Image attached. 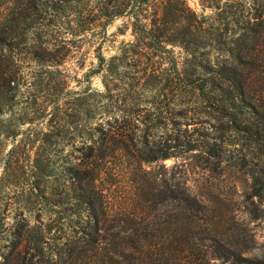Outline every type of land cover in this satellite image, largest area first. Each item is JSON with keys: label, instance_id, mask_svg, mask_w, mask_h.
<instances>
[{"label": "trees", "instance_id": "trees-1", "mask_svg": "<svg viewBox=\"0 0 264 264\" xmlns=\"http://www.w3.org/2000/svg\"><path fill=\"white\" fill-rule=\"evenodd\" d=\"M198 3V13L184 0H22L4 8L17 16L8 19L11 26L0 28V51L28 35L34 41L43 26L76 35L126 17L133 38L121 50V66L129 68L135 88L159 97L157 110L148 109L162 124L156 139L143 134L133 139L122 132L136 118L121 116L123 125L115 118L98 122L99 128H92L97 138L85 145L89 161L54 167L50 183L59 189L32 186L22 193L20 214L31 197L40 195L54 206L59 229L50 234L34 229L35 238L28 240L31 228L22 219L0 246L7 249L5 255L0 252L6 264H264V251L251 253L253 236L225 216V200L212 193L207 179L194 190L182 178V164L167 170L160 163V171L142 167L187 152L204 171L245 174L248 197L264 200V0ZM70 43L62 38L44 47ZM50 57L52 65L63 58ZM97 57L100 76L119 65H102L104 58ZM101 82L105 91L111 89ZM171 106L197 107L203 132L189 131L188 123L170 117ZM113 153L133 163L129 189L115 197L103 186L104 176L119 175L107 171ZM30 168L40 170L36 162ZM60 229L67 232L57 234Z\"/></svg>", "mask_w": 264, "mask_h": 264}, {"label": "rangeland", "instance_id": "rangeland-1", "mask_svg": "<svg viewBox=\"0 0 264 264\" xmlns=\"http://www.w3.org/2000/svg\"><path fill=\"white\" fill-rule=\"evenodd\" d=\"M20 1L0 0V28L4 24L11 26L8 19L17 16L4 8ZM184 1L192 10L200 12L198 0ZM28 36L25 42L14 43L11 48L0 51V246L10 238L11 232L18 230L22 219L25 227L31 228L28 240L35 238L34 229L49 230L48 234L59 229L58 215L52 210L54 206L40 195L31 197L24 205L26 211L20 214L22 193L32 186L39 190H47L49 186L59 189L58 185L50 183L54 167L78 160L89 161L85 157V145H93L97 138L92 128L98 122L115 118L116 125H123L125 121L120 120L121 116L123 119L136 118L134 125L122 132L125 138L133 136V139L145 136L156 139L162 126L157 112L148 109L152 106L157 110L159 97L146 89L135 88L130 82L129 68L121 66L125 61L121 50L127 49V43L133 38L126 17H117L103 28L92 25L76 35L65 33L60 26H43L34 34V41ZM62 38L72 43L59 44L61 47H54V50L44 47L45 43ZM172 50L179 58L181 50L176 46ZM52 55L63 57L62 61L52 65ZM98 55L104 58L102 65L108 61L112 65L119 64L116 70L108 76H100L101 72L96 71ZM102 78L108 82L110 90L105 91ZM166 113L179 122L188 123L185 127L189 131L203 132V125L199 123L203 114L197 107L182 110L171 106ZM52 123L59 127H49ZM108 160L107 171L119 175L104 176L108 181L103 186L115 197L119 190L129 189L133 163L132 158L116 153ZM34 162L40 170L30 168ZM160 163L167 170L173 166L178 169L182 164V178L194 190L207 179L212 193L225 200L221 208L227 212L225 216H233L253 236L255 246L251 253L259 255L264 251V200L248 197L245 174L226 170L219 175L213 170L204 171L192 164L193 158L187 152L142 164V167L160 171ZM59 232L65 234L67 230L60 229L57 234ZM0 252L5 255L7 249L0 248ZM0 264L6 261L0 259Z\"/></svg>", "mask_w": 264, "mask_h": 264}]
</instances>
